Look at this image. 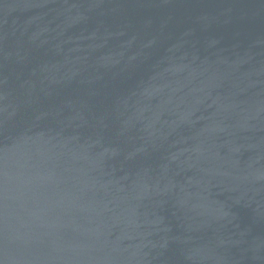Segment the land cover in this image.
<instances>
[{
    "label": "water",
    "instance_id": "1",
    "mask_svg": "<svg viewBox=\"0 0 264 264\" xmlns=\"http://www.w3.org/2000/svg\"><path fill=\"white\" fill-rule=\"evenodd\" d=\"M0 264H264V0H0Z\"/></svg>",
    "mask_w": 264,
    "mask_h": 264
}]
</instances>
